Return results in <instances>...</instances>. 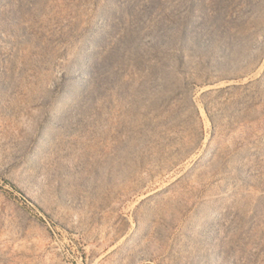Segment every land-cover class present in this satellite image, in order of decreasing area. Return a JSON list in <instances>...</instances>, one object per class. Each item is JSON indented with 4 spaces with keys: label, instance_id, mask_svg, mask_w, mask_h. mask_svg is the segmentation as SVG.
I'll return each mask as SVG.
<instances>
[{
    "label": "rangeland",
    "instance_id": "374dc122",
    "mask_svg": "<svg viewBox=\"0 0 264 264\" xmlns=\"http://www.w3.org/2000/svg\"><path fill=\"white\" fill-rule=\"evenodd\" d=\"M0 264H264V0H0Z\"/></svg>",
    "mask_w": 264,
    "mask_h": 264
}]
</instances>
